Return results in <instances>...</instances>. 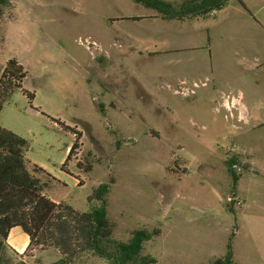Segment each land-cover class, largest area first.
<instances>
[{
	"label": "rangeland",
	"instance_id": "1",
	"mask_svg": "<svg viewBox=\"0 0 264 264\" xmlns=\"http://www.w3.org/2000/svg\"><path fill=\"white\" fill-rule=\"evenodd\" d=\"M12 3L0 67L16 59L34 99L16 90L0 126L27 141V160L49 176L40 177L44 194L88 212L87 198L112 180L115 238L159 230L143 245L157 264H208L231 233L236 264H264V0H230L185 23L132 0ZM51 119L82 134L69 173L61 166L73 136ZM58 261L54 251L0 256Z\"/></svg>",
	"mask_w": 264,
	"mask_h": 264
},
{
	"label": "trees",
	"instance_id": "2",
	"mask_svg": "<svg viewBox=\"0 0 264 264\" xmlns=\"http://www.w3.org/2000/svg\"><path fill=\"white\" fill-rule=\"evenodd\" d=\"M132 1L156 12L164 21L185 23L204 19L220 11L230 0ZM12 2L13 0H0L2 44L4 31L1 21L5 12L13 9ZM8 20H14L12 13ZM25 78L26 71L14 58L0 67V112L16 90L21 91L29 103L34 99L32 93L22 88ZM51 120L73 136L68 155L61 166V170L67 172L65 168L78 150L82 134L75 127H69L59 120ZM28 148L25 139L0 126V256L8 248L10 231L19 228L29 239L22 255L25 257H32L36 252L54 251L59 256V264H75L88 256L107 264H157L154 258L143 255V245L158 237L159 230H133L126 242L115 238L116 225L108 218L107 211V198L112 180L93 190L87 198L91 206L88 212H78L70 205L54 202L44 194L45 184L40 177L46 174L40 167L27 160ZM236 165L232 159L226 162L233 188L239 180L234 171ZM89 170L90 167L87 168V171ZM234 237L235 234L231 233L225 254L208 264H236L232 247Z\"/></svg>",
	"mask_w": 264,
	"mask_h": 264
},
{
	"label": "crops",
	"instance_id": "3",
	"mask_svg": "<svg viewBox=\"0 0 264 264\" xmlns=\"http://www.w3.org/2000/svg\"><path fill=\"white\" fill-rule=\"evenodd\" d=\"M235 197L236 196H234L233 198ZM54 202H58V201H54ZM28 244H29L28 237L19 228H14L10 231L7 239V246L8 249L12 250V252L16 253L17 255H23Z\"/></svg>",
	"mask_w": 264,
	"mask_h": 264
},
{
	"label": "built area",
	"instance_id": "4",
	"mask_svg": "<svg viewBox=\"0 0 264 264\" xmlns=\"http://www.w3.org/2000/svg\"><path fill=\"white\" fill-rule=\"evenodd\" d=\"M237 204L239 205L240 203L238 202Z\"/></svg>",
	"mask_w": 264,
	"mask_h": 264
}]
</instances>
